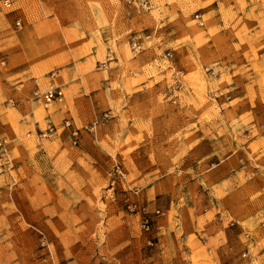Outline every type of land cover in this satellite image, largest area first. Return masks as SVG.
I'll return each mask as SVG.
<instances>
[{
    "label": "rangeland",
    "instance_id": "374dc122",
    "mask_svg": "<svg viewBox=\"0 0 264 264\" xmlns=\"http://www.w3.org/2000/svg\"><path fill=\"white\" fill-rule=\"evenodd\" d=\"M38 1L40 14L14 0L10 7L1 2L10 15L5 25L12 34L7 44L0 41V105L8 103L0 108V116L9 124L0 137L9 141L17 184L10 192L0 176V264H264V76L262 89L250 93L248 100L235 97L230 73L237 63L235 30L220 34L210 14L202 16V26L194 19L212 0H152L147 12L123 0ZM31 19L47 32L58 31L52 43L69 58L47 71L17 78L8 73L15 65L10 54L21 50L14 33ZM148 33L151 38L144 40L143 50L133 54L129 36ZM87 37L91 41L81 44ZM244 39L250 42L258 36ZM110 50L124 78L134 73L133 84L145 79L141 70L154 76L145 86L160 87L150 110L135 107L127 114L118 92L117 103H103L90 120L83 111L81 117L66 114L53 122L58 106H45L33 95L35 86L42 92L56 71L55 83L73 97L77 75L84 74L79 60L94 52L90 70L94 88L100 89L98 82L107 72L95 64ZM263 50L264 45L252 48L255 70L258 51ZM166 51L175 70L182 72L175 103L166 92L173 83L162 57ZM144 52L146 62L140 69L134 60L142 59ZM218 52L232 59L221 61ZM207 66L215 76L205 71ZM3 80L22 83L25 115L12 106L14 96L4 90ZM117 86L114 80L112 89ZM246 104L250 108H243ZM104 113L107 119H102ZM66 118L80 130L76 145L63 127ZM48 125L55 132L39 137V130ZM191 134L194 139L184 148L196 149L200 135L206 134L210 150L209 156L194 155L187 163L178 149L181 139ZM223 160L230 162V170L213 176ZM116 165L124 176L115 175L110 189ZM131 188L140 189L138 198ZM133 201L145 206L150 231L141 227V213L129 209Z\"/></svg>",
    "mask_w": 264,
    "mask_h": 264
},
{
    "label": "crops",
    "instance_id": "0c3cea01",
    "mask_svg": "<svg viewBox=\"0 0 264 264\" xmlns=\"http://www.w3.org/2000/svg\"><path fill=\"white\" fill-rule=\"evenodd\" d=\"M1 2L2 0H0V25L2 24L0 27V41H3V44H7L5 40L11 36L12 28L5 25L6 23H10V15L2 8ZM14 2L16 4H24L25 10L28 12L41 13V4L38 3L40 2L38 0H14ZM1 13H3V16H1ZM205 14H210L212 23L220 29V34H227V30H235V45L237 49L234 52L233 60L237 61V63L233 64L234 68L230 73L234 75L235 97L246 101L251 97L250 93L254 90L259 92L262 89L260 77L264 76V50L258 51L256 62L259 68L255 70L252 67V48L264 45V0H212V3L207 5L203 9V13H201L202 16ZM45 29V25L40 26V22L31 19L23 31L14 33L16 40L21 45V50H14L10 54L13 56V63L15 64L8 71L10 75L20 78L41 73L49 70L58 62L68 61L69 55L63 52L58 53L59 46L52 43V40L57 38L58 31L47 32ZM247 35H251V37L258 36V39L247 42L244 39ZM81 40L82 44V42L88 41L90 38L87 37V40ZM144 55L145 52L142 53V59L136 58L134 60L140 69L143 68L146 62ZM218 55L221 61L232 59L229 54L222 55L221 52H218ZM8 56L9 53L6 57ZM114 56V59L109 62L107 69L98 67V64L102 61L95 64L97 70H106L107 72L106 79L98 82V88L100 89L94 88L96 78L91 76L93 72L90 70V65L95 60L96 54L93 52L79 60L81 67L84 68V74L77 75L79 78L75 80L73 85V89L75 90L73 97L64 95L63 101L55 102L58 109L51 117L53 122H60L66 114L72 115L74 118L81 117L83 111L87 120H90L94 112L102 108L103 103L107 106L115 105L117 103L115 95L118 92H121L123 103L125 104L124 111L127 114L130 115V112L135 107H146L148 108L147 110H150L151 104L157 101L160 87L159 84H155L152 88H145V86L148 82L155 80L154 76H149L144 70H141L140 75L145 77V79L141 83L133 84L134 73L128 72L124 78L123 67L120 65L118 57L115 54ZM111 64H114V66H111ZM72 67L73 65H69V68ZM1 75L2 73L0 72ZM58 80H62V77L58 78ZM114 80H116L118 85L116 91L112 89ZM123 81L125 82L124 86H122ZM3 86L4 90H7V92L14 96L11 99L12 106L21 115H25L26 106L20 90L22 83L11 85L9 82L3 80ZM184 90H186V87ZM71 103L74 106V110L71 109ZM7 104L0 105V108L2 110L5 109ZM243 108H250V104L244 105ZM1 118L5 119V117L0 116V134H3L5 129L9 127V124L6 119H2V122ZM117 120L118 118L116 117L111 122H116ZM177 124L181 125L182 123L179 122ZM193 137V134H191L186 136V138H182L178 149V153L185 158L187 163L194 155L201 157L209 156V136L206 134L200 135V144L197 145L196 149H189L187 148V144L194 139ZM185 146L187 147L184 148ZM224 156L227 157L228 153H224ZM217 165L220 166V170L213 176H220L230 170L229 161L223 160Z\"/></svg>",
    "mask_w": 264,
    "mask_h": 264
},
{
    "label": "built area",
    "instance_id": "2783aa9c",
    "mask_svg": "<svg viewBox=\"0 0 264 264\" xmlns=\"http://www.w3.org/2000/svg\"><path fill=\"white\" fill-rule=\"evenodd\" d=\"M123 1L127 6L135 7L141 12L150 11L153 6L152 0H123ZM3 6L10 7L11 0H4ZM194 19L198 22L200 26L204 24L202 15L200 13H195ZM15 25L19 27L20 21L16 20ZM150 38H151V33L145 34L142 37L136 35L135 36L130 35L127 41L130 51L135 55L140 53L143 50L144 40ZM114 57H115L114 53L110 50L109 53L106 55L105 60H103L98 64V67L107 69L109 62H111L114 59ZM162 57L166 62H168L167 67L170 69L172 73V80H173V83L166 88V92L169 98L171 99V101L175 103L177 98L175 93L178 92L183 86L180 77L182 75V72L175 70V67L171 63L172 54L169 51L164 52ZM205 71L208 72L210 76L216 75L215 70L211 66H207L205 68ZM56 73H57L56 71H53L49 74V81L42 92H40L39 88L36 86L33 90V95L39 98L45 106L50 105L53 102H61L64 99V92L61 86L55 83ZM107 117H108V113H104L102 115V119H107ZM96 122L97 121H95L93 125L96 124ZM92 126L90 127V129L92 128ZM63 127H65L68 130L72 138V143L76 145L79 141L80 130L73 125L70 119L67 118L64 119ZM53 132H55V127L53 125H48L44 130H39L38 136L48 137ZM113 171H114V175L110 181V187H111L110 189L114 188L115 175L124 176L122 168L119 165H116ZM0 176L3 178V180L5 181V185L11 192L12 189L17 184V176L15 173V164L9 154V141L6 137H0ZM130 191L132 192L133 196L138 198L140 192L139 188H134V189L131 188ZM128 207L130 210L137 209L141 213V227L143 228L144 231H150L151 218L148 216L145 206L139 205L137 207L136 202L133 201L129 204ZM154 213L158 214L159 210L158 209L155 210Z\"/></svg>",
    "mask_w": 264,
    "mask_h": 264
}]
</instances>
